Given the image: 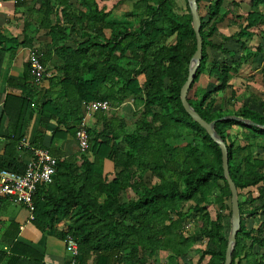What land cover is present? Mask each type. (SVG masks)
<instances>
[{
  "label": "trees",
  "instance_id": "trees-1",
  "mask_svg": "<svg viewBox=\"0 0 264 264\" xmlns=\"http://www.w3.org/2000/svg\"><path fill=\"white\" fill-rule=\"evenodd\" d=\"M99 1L103 0H76L78 7L70 0L40 3L50 38L45 53L61 61L39 106L42 128L53 119L48 139L76 140L89 102L108 100L118 107L131 99L137 108L94 111L95 121L86 128L88 148L78 147L71 156L55 155L52 182L38 184L33 222L45 231L70 220L60 234L77 242V264H82L80 255L84 259L90 251L103 264H151L159 251H167L164 264H188L180 259L199 241L203 247L194 264H223L230 190L220 148L179 99L195 50L186 1L180 11L175 0H116L110 9ZM202 1L206 0H197L202 57L187 101L206 121L233 115L264 125V100L249 92L248 101L240 99L235 106L238 99L230 83L244 64L264 58V0H207L201 14ZM125 2L129 9L123 19L111 20V9ZM241 2L248 7L238 14ZM56 11L62 21H54ZM221 24L237 30L221 34ZM258 102L261 110L251 106ZM29 105L23 99L20 106L25 110ZM23 112L16 119L22 120ZM257 125L235 119L215 123L238 191L241 226L231 264H264V128ZM233 126L240 132H232ZM9 130L18 134L20 127L11 124ZM31 142L44 147L38 136ZM105 159L112 162L110 178L103 174ZM184 203H190L186 209ZM210 205L215 206L213 215ZM259 214V223L248 228L247 218ZM189 215L191 230L184 227Z\"/></svg>",
  "mask_w": 264,
  "mask_h": 264
},
{
  "label": "crops",
  "instance_id": "crops-1",
  "mask_svg": "<svg viewBox=\"0 0 264 264\" xmlns=\"http://www.w3.org/2000/svg\"><path fill=\"white\" fill-rule=\"evenodd\" d=\"M42 1L44 0H19L20 5L16 6L14 0H0V169L7 167L19 173L24 170L30 159L29 151L21 144L23 140L32 144L31 141L38 136L44 147L34 146L48 150L55 158V155L71 156L79 147L77 141L73 139L51 141L48 137L55 121L50 119L47 126L43 128L40 122L42 112L39 106L46 98L44 93L49 87V78L57 76L60 71L58 68L61 66L58 56L45 53L50 38L47 34L48 28L43 25L46 20L43 18L40 5ZM70 1L72 4L76 3V0ZM74 6L78 7V5ZM247 7V3L241 2L236 13H243ZM55 14L54 21H62V16L57 14V11ZM232 15L233 13L228 17L231 18ZM230 27L233 29L229 31V34L237 30L236 26ZM222 29H228L227 25H219L218 32L229 35L223 33ZM72 36L75 39L79 38V31L72 32ZM228 45L232 44L228 43ZM33 50L40 54V60L50 72L49 78H44L37 83L29 73V68L27 72L28 59ZM23 99L30 103L25 110L20 106ZM123 106H115L113 107L115 110L109 111H119ZM22 111H24L23 119H16V115L20 116ZM93 114L94 112H90L88 116H85L84 110L86 128L93 125L95 121ZM11 124L17 128L20 127L18 134L10 132ZM112 172V162L105 159L103 174L110 178ZM42 191L43 189H40V192ZM125 196L127 192L122 193L124 199ZM103 198L104 196H101L100 199ZM30 214L26 205L14 203L5 196L0 197V264H67L70 255L60 231L62 226L67 225L70 220L57 222L54 227L41 231L33 222V218H30ZM82 256L79 257L82 264H103L102 259H97L92 251L88 252L84 259ZM166 256L167 251H159L156 261L150 263L164 264Z\"/></svg>",
  "mask_w": 264,
  "mask_h": 264
},
{
  "label": "built area",
  "instance_id": "built-area-1",
  "mask_svg": "<svg viewBox=\"0 0 264 264\" xmlns=\"http://www.w3.org/2000/svg\"><path fill=\"white\" fill-rule=\"evenodd\" d=\"M39 55L36 50H33L28 59L29 73L36 83L50 76V72L47 71ZM110 108L111 104L108 100L91 101L85 106V116H88L90 112H94L95 110L102 109L107 111ZM86 126L87 123L85 117H83L80 128L76 132V141L81 150L88 148ZM21 144L29 151L30 159L24 170L20 173L7 168L0 169V197L5 196L14 203L26 205L32 219V212L34 210L32 203L33 194L40 182H50L52 180L57 159L46 149L33 147L24 140ZM188 224L184 225L185 229H188ZM63 241L70 255L68 264H77L76 256L79 254L77 242L69 234L64 237Z\"/></svg>",
  "mask_w": 264,
  "mask_h": 264
},
{
  "label": "water",
  "instance_id": "water-1",
  "mask_svg": "<svg viewBox=\"0 0 264 264\" xmlns=\"http://www.w3.org/2000/svg\"><path fill=\"white\" fill-rule=\"evenodd\" d=\"M189 14L191 17V27L194 31L195 35V50L189 58L187 65V76L185 81L180 87L179 91V99L181 105L185 112L196 122L198 123L204 130L207 132L209 137L219 146L221 152V167L223 176L227 182V185L230 190V217H229V231L227 234V243L224 252V261L223 264H231L232 260V251L234 249L236 243V234L240 230V210L238 203V191L235 186V183L231 179L229 168H228V150L226 143L224 142L221 135L215 129V123L219 120L223 119H235L246 124L257 125L249 119H245L239 116L226 115L221 116L217 119H213L211 121H206L203 119L190 105L187 101L186 95L187 91L190 87L191 82L194 79L195 72L200 64V60L202 57V38L199 32L201 19L198 10L197 0H185ZM261 128H264V125H257Z\"/></svg>",
  "mask_w": 264,
  "mask_h": 264
},
{
  "label": "rangeland",
  "instance_id": "rangeland-1",
  "mask_svg": "<svg viewBox=\"0 0 264 264\" xmlns=\"http://www.w3.org/2000/svg\"><path fill=\"white\" fill-rule=\"evenodd\" d=\"M103 1L102 2L106 4L107 9H110L116 0H103ZM175 1H176V10L177 11L183 10L185 8V0H175ZM102 2L99 1L100 5ZM207 3H208L207 0L202 1L200 3V13L201 14L205 13V5ZM127 9H129V3L128 2L117 5L115 8L111 9L109 18L113 21L120 20L122 18V15H123L122 13ZM232 29L233 28L228 26V29H222V32L225 34H229V31H231ZM106 32L108 33V31H106ZM250 44H252V42ZM263 74H264V58L257 56L256 59L253 61V64L251 63V64H246V65L242 66V68L237 72V74H235L230 79V83H232L233 88L236 90V97L235 98L238 99V101H236L234 103L235 106H239L241 104V102L239 101L240 99H243L244 103L247 102L249 99V96H248L249 92H253L260 99L264 100V82L262 79ZM140 79H142V77H140ZM203 82L206 83V80H203ZM225 96L228 97V92L225 93ZM220 98L221 97H218L219 100H220ZM122 105L127 106L131 109H133L135 107L137 108V105L133 104L131 99H128L127 101L123 102ZM251 106L253 108L261 110V107L259 106V102H258V104H252ZM113 107H115V106L112 105V108H110L109 110H115V109H113ZM129 112H130V110H129ZM132 127H133V124L131 123V119L129 118L128 119V130H130ZM232 132L239 133L240 128H238L237 126H233ZM250 191L255 193V188L251 187ZM226 203L229 204V207H230V201H226ZM189 204L190 203H184L183 208L186 209V207ZM214 207H215L214 205L208 206V210L211 212V215H213V213H214L213 212ZM224 212L227 213V210H224ZM192 218H193V216L189 215V217L185 220V224L189 223L188 224L189 229L193 227V222H192L193 219ZM260 218H262V214H259L258 216H255L253 218H251V217L247 218L248 227L250 228L252 226H256L259 223ZM66 235L63 234L62 238H64ZM202 247H203V242H201V241L196 242V244L194 245V250L188 252V254L186 255L187 257H185V259L179 258L180 262H184V261L186 262L187 261L188 264H194L197 261L198 256L200 255V250Z\"/></svg>",
  "mask_w": 264,
  "mask_h": 264
},
{
  "label": "clouds",
  "instance_id": "clouds-1",
  "mask_svg": "<svg viewBox=\"0 0 264 264\" xmlns=\"http://www.w3.org/2000/svg\"><path fill=\"white\" fill-rule=\"evenodd\" d=\"M49 78V77H48ZM43 80V79H42Z\"/></svg>",
  "mask_w": 264,
  "mask_h": 264
}]
</instances>
